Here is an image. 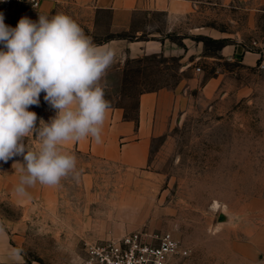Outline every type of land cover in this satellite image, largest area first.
Returning a JSON list of instances; mask_svg holds the SVG:
<instances>
[{"label":"rangeland","instance_id":"rangeland-1","mask_svg":"<svg viewBox=\"0 0 264 264\" xmlns=\"http://www.w3.org/2000/svg\"><path fill=\"white\" fill-rule=\"evenodd\" d=\"M12 7L7 25L37 19L39 6ZM151 20L177 53L126 57L102 85L110 108L135 121L142 93H168L153 116L147 163L72 150L75 174L21 194L22 157L0 161V228L9 244L0 264H18L13 248L22 249L19 264H88L89 244L137 231L178 239L167 264H264V11L204 2L175 31H164L159 14ZM81 28L96 44L111 35ZM206 38L224 43L217 48ZM42 97L32 111L47 122L55 110ZM37 143L26 138L29 149Z\"/></svg>","mask_w":264,"mask_h":264},{"label":"clouds","instance_id":"clouds-1","mask_svg":"<svg viewBox=\"0 0 264 264\" xmlns=\"http://www.w3.org/2000/svg\"><path fill=\"white\" fill-rule=\"evenodd\" d=\"M4 21L0 12V161L22 157L16 191L23 194L25 186H53L75 174L77 158L62 151L65 142H101L110 108L102 80L117 50L94 43L64 13L21 16L15 27ZM41 93L55 110L47 122L29 110L40 105ZM30 136L38 138L34 149L26 146ZM21 253L10 251L18 264Z\"/></svg>","mask_w":264,"mask_h":264},{"label":"crops","instance_id":"crops-1","mask_svg":"<svg viewBox=\"0 0 264 264\" xmlns=\"http://www.w3.org/2000/svg\"><path fill=\"white\" fill-rule=\"evenodd\" d=\"M204 2L220 6L243 2L247 3L250 9L264 11V0H40L36 15L37 18L38 15L50 18L64 13L80 26L83 24L90 30L96 28L108 31L111 35L97 45H109L117 50V58L111 65L113 66L119 65L126 57L147 53H177L176 47H172L170 41L161 38L162 30H158L155 25L152 29L151 19L159 14L163 16L164 31H175L181 22L196 13L197 8L202 7ZM17 9L18 6L12 7L9 16H15ZM123 31H135L138 34L145 32L149 36L126 38L119 35ZM104 83L105 76L102 85ZM167 97L168 93L163 89L142 93L136 121L124 119L120 109L109 108L100 143L90 138L65 142L61 145L62 151L74 150L133 166L146 164L150 139L157 132L153 116ZM29 110L32 111V106ZM7 239L6 232L0 231V254L9 249Z\"/></svg>","mask_w":264,"mask_h":264},{"label":"built area","instance_id":"built-area-1","mask_svg":"<svg viewBox=\"0 0 264 264\" xmlns=\"http://www.w3.org/2000/svg\"><path fill=\"white\" fill-rule=\"evenodd\" d=\"M37 8L40 0H0V12L7 16L13 5ZM180 250L171 232H130L118 239L105 240L86 247L88 264H167Z\"/></svg>","mask_w":264,"mask_h":264},{"label":"trees","instance_id":"trees-1","mask_svg":"<svg viewBox=\"0 0 264 264\" xmlns=\"http://www.w3.org/2000/svg\"><path fill=\"white\" fill-rule=\"evenodd\" d=\"M206 40L208 42H211V43H213V42L217 43V48H220L223 45V43H224L223 40H215V39H210V38H206ZM205 45L207 46L208 44L205 42Z\"/></svg>","mask_w":264,"mask_h":264}]
</instances>
